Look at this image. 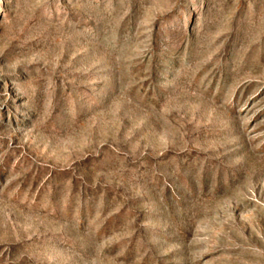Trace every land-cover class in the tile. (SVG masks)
I'll return each mask as SVG.
<instances>
[{
    "label": "rangeland",
    "instance_id": "obj_1",
    "mask_svg": "<svg viewBox=\"0 0 264 264\" xmlns=\"http://www.w3.org/2000/svg\"><path fill=\"white\" fill-rule=\"evenodd\" d=\"M0 264H264V0H0Z\"/></svg>",
    "mask_w": 264,
    "mask_h": 264
}]
</instances>
